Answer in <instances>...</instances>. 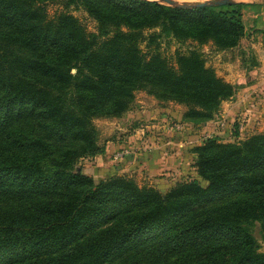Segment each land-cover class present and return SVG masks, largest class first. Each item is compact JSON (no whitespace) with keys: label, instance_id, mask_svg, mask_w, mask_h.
<instances>
[{"label":"trees","instance_id":"trees-1","mask_svg":"<svg viewBox=\"0 0 264 264\" xmlns=\"http://www.w3.org/2000/svg\"><path fill=\"white\" fill-rule=\"evenodd\" d=\"M83 9L91 33L70 12ZM255 5L173 7L151 0H0V264H264V132L198 146L197 179L168 192L73 171L105 152L97 117L119 118L138 90L189 106L207 122L236 86L200 52L157 50L163 34L238 47ZM160 28V33L145 35ZM255 64V62L253 63Z\"/></svg>","mask_w":264,"mask_h":264},{"label":"rangeland","instance_id":"rangeland-1","mask_svg":"<svg viewBox=\"0 0 264 264\" xmlns=\"http://www.w3.org/2000/svg\"><path fill=\"white\" fill-rule=\"evenodd\" d=\"M158 1L169 5L165 0ZM182 5L217 0H173ZM255 5L243 11L245 35L238 47L219 51L214 42H199L193 39L178 40L171 34L165 35L154 45L147 41L140 45L144 53L157 49L172 66L176 65L177 53L188 54L198 51L206 66L226 81L231 79L237 92L234 98L222 104L219 112L207 122L184 120L189 106L176 101L158 99L142 89L135 93L131 109L119 118L97 117L93 119L99 146L105 152L94 157L79 159L72 167L76 173L93 178L96 183L114 177H125L140 187L155 188L168 192L177 184L199 180L203 186L208 183L198 177L195 169V149L208 139L220 143H243L253 135L264 132V26L253 16L262 9L264 0H244ZM239 1H234L238 3ZM50 18L62 12L77 17L88 32H97V23L83 9L65 10L61 3L49 4ZM161 29L146 30L160 33ZM255 62V64H253ZM161 130L167 134L161 133ZM147 138L149 142H145ZM165 142L162 146L161 142ZM144 141V143H142ZM156 150L163 151L164 157L176 158V164L166 166L163 171L147 175L145 162ZM194 154V156H193ZM254 236L260 251L264 252V232L261 223H256Z\"/></svg>","mask_w":264,"mask_h":264},{"label":"crops","instance_id":"crops-1","mask_svg":"<svg viewBox=\"0 0 264 264\" xmlns=\"http://www.w3.org/2000/svg\"><path fill=\"white\" fill-rule=\"evenodd\" d=\"M249 3V2H247ZM254 3V1L252 2V4ZM250 4V3H249ZM262 4V9L258 12H255L256 14L253 16L254 20H258L259 24H262L264 26V2L263 3H260ZM249 8H251V6H249ZM227 82L231 83L233 82L231 79H228V78H225ZM233 84V83H231ZM161 133L163 134H167V132H164L161 130ZM145 140V142H149L147 140V138H143ZM167 141H170V140H164L161 142L162 146H164L165 142ZM144 143V141L142 142ZM164 152L163 151H159V150H156L154 152V154H151L150 156L147 157V160L145 162V168H146V173L147 175H149L150 173L152 174L153 172H159V171H163L164 168L166 166H171L173 167L177 160L176 158H171V157H168V158H165L164 157ZM194 156V154H193Z\"/></svg>","mask_w":264,"mask_h":264},{"label":"water","instance_id":"water-1","mask_svg":"<svg viewBox=\"0 0 264 264\" xmlns=\"http://www.w3.org/2000/svg\"><path fill=\"white\" fill-rule=\"evenodd\" d=\"M169 6H173V7H183L185 5L179 4L173 0H165ZM234 1L236 0H217V1H211V2H205V3H199L196 6L198 7H205V6H221V5H225V4H229V3H234ZM239 2H244L247 3L244 0H237Z\"/></svg>","mask_w":264,"mask_h":264}]
</instances>
